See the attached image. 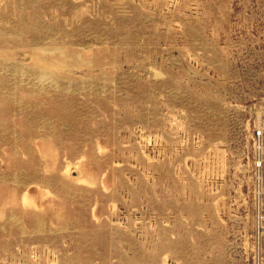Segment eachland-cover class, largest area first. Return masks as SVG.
<instances>
[{
  "label": "rangeland",
  "instance_id": "374dc122",
  "mask_svg": "<svg viewBox=\"0 0 264 264\" xmlns=\"http://www.w3.org/2000/svg\"><path fill=\"white\" fill-rule=\"evenodd\" d=\"M0 264H264V0H0Z\"/></svg>",
  "mask_w": 264,
  "mask_h": 264
}]
</instances>
